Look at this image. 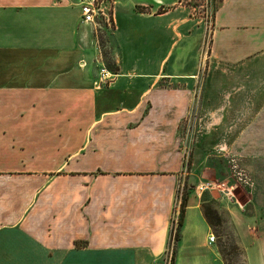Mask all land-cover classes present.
<instances>
[{
    "label": "crops",
    "instance_id": "1",
    "mask_svg": "<svg viewBox=\"0 0 264 264\" xmlns=\"http://www.w3.org/2000/svg\"><path fill=\"white\" fill-rule=\"evenodd\" d=\"M115 1L105 82L80 0H0V264H152L199 180L189 149L248 190L216 200L264 264V0H218L199 67L208 31L185 0ZM185 197L174 264H226Z\"/></svg>",
    "mask_w": 264,
    "mask_h": 264
},
{
    "label": "rangeland",
    "instance_id": "2",
    "mask_svg": "<svg viewBox=\"0 0 264 264\" xmlns=\"http://www.w3.org/2000/svg\"><path fill=\"white\" fill-rule=\"evenodd\" d=\"M185 3L191 6L193 16L198 17L199 21L203 23L204 31H208V36L206 37L207 40L203 49V57H199L197 61L198 67L199 64L201 66H205V61H207V53L210 52L211 47L209 36L212 25L211 16H214L216 7L218 6V0H211L209 4L207 3V0H185ZM204 5H206V9H204ZM207 5L209 6V8H207ZM95 33L99 43L103 48V58L106 66L108 68L114 69L116 67V62L111 53L112 49L109 46V42L111 40V30L98 29V31H96ZM202 71L203 70L201 69L200 74H195V79L199 83L201 80L198 77L202 74ZM187 164L190 168H192V166H197L198 170L196 171H198L197 174L199 175V180L194 186H185L183 190V197L189 193L191 188L196 189V186L203 180L217 181L218 177H216V174L213 176V178L210 176L207 177L204 174L202 175V168L200 169V167H202L201 155L196 154V152L191 151L190 149L187 155ZM209 164L213 169H215L216 172L217 158H213V160L211 159ZM220 179H223V177H220ZM223 188H227V193H229L228 191H230L231 197H237L243 203H246L248 201V190L241 185H237V183L233 182L232 184H228L227 187ZM203 194L201 195L202 208L204 212L208 214V220L210 221L218 238L219 249L226 264H247L245 249L230 223L228 213L216 200L217 198H220L219 190H215V197Z\"/></svg>",
    "mask_w": 264,
    "mask_h": 264
},
{
    "label": "built area",
    "instance_id": "3",
    "mask_svg": "<svg viewBox=\"0 0 264 264\" xmlns=\"http://www.w3.org/2000/svg\"><path fill=\"white\" fill-rule=\"evenodd\" d=\"M211 0H207L209 4ZM115 0H80L81 18L83 23L91 24L96 31L98 29L112 30L114 28ZM206 9V5H204ZM207 8L209 6L207 5ZM213 19V16H211ZM100 80L108 82L113 79L115 73L111 71L105 64L99 72ZM208 190H223V186L214 181H201L196 186L197 193L201 196ZM227 190V188H226ZM227 192V191H226ZM230 195V191H228ZM183 190L177 195V210L171 222V237L166 245L163 253L156 258L152 264H174L176 255L177 233L179 232V221L182 210ZM216 240V236L212 234L210 241Z\"/></svg>",
    "mask_w": 264,
    "mask_h": 264
},
{
    "label": "trees",
    "instance_id": "4",
    "mask_svg": "<svg viewBox=\"0 0 264 264\" xmlns=\"http://www.w3.org/2000/svg\"><path fill=\"white\" fill-rule=\"evenodd\" d=\"M114 69H117V67H115ZM186 205H187V201H186V197L184 196L183 202H182V210H181V215H180L179 227L180 225H182V222H183L184 210H185ZM205 215L208 218V214L206 212H205ZM178 237H179V232L177 233V239Z\"/></svg>",
    "mask_w": 264,
    "mask_h": 264
}]
</instances>
